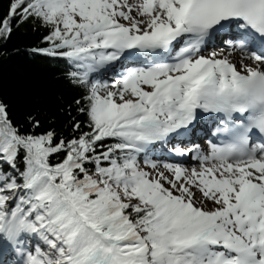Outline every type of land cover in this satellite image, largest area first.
<instances>
[{
    "label": "snow or ice",
    "instance_id": "6c2138e0",
    "mask_svg": "<svg viewBox=\"0 0 264 264\" xmlns=\"http://www.w3.org/2000/svg\"><path fill=\"white\" fill-rule=\"evenodd\" d=\"M25 24L80 91L59 131L0 99V264H264V0H9L0 41Z\"/></svg>",
    "mask_w": 264,
    "mask_h": 264
},
{
    "label": "trees",
    "instance_id": "16d2710c",
    "mask_svg": "<svg viewBox=\"0 0 264 264\" xmlns=\"http://www.w3.org/2000/svg\"><path fill=\"white\" fill-rule=\"evenodd\" d=\"M8 3L0 0V16L6 13ZM43 35V30L25 24L15 29L9 40L0 41V99L9 105L14 119L23 121L29 113H39L45 127L55 119L59 131L67 119L61 109L80 90L65 78L66 61L31 53L30 49L43 46ZM52 159L55 162L56 158Z\"/></svg>",
    "mask_w": 264,
    "mask_h": 264
},
{
    "label": "rangeland",
    "instance_id": "374dc122",
    "mask_svg": "<svg viewBox=\"0 0 264 264\" xmlns=\"http://www.w3.org/2000/svg\"><path fill=\"white\" fill-rule=\"evenodd\" d=\"M212 49H210V51H211ZM217 50H218V48H217ZM238 54H239V52H237ZM231 59L233 60V62H235L237 59L236 58H234V56H232L231 57ZM113 77H108L107 79L109 80V82L111 81V79H112Z\"/></svg>",
    "mask_w": 264,
    "mask_h": 264
},
{
    "label": "bare ground",
    "instance_id": "6f19581e",
    "mask_svg": "<svg viewBox=\"0 0 264 264\" xmlns=\"http://www.w3.org/2000/svg\"><path fill=\"white\" fill-rule=\"evenodd\" d=\"M239 55H240V54H238V53H234V54H233L234 58H236V59L239 57Z\"/></svg>",
    "mask_w": 264,
    "mask_h": 264
}]
</instances>
